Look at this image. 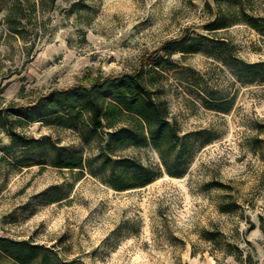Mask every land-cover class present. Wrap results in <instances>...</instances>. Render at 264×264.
<instances>
[{
    "label": "rangeland",
    "instance_id": "1",
    "mask_svg": "<svg viewBox=\"0 0 264 264\" xmlns=\"http://www.w3.org/2000/svg\"><path fill=\"white\" fill-rule=\"evenodd\" d=\"M14 1L0 0V105L30 103L87 70L133 71L171 38L202 37V51L176 52L152 78L179 126L202 134L185 175H170L148 146L137 154L162 174L118 189L107 166L79 175L57 166L48 146L11 148L0 129V235L54 245L83 264H246L225 255L227 242L264 264V77L236 74L264 62V36L243 22L211 30L216 0H33L10 15ZM25 131L96 152L72 128L33 122ZM208 229L219 231L215 241Z\"/></svg>",
    "mask_w": 264,
    "mask_h": 264
},
{
    "label": "trees",
    "instance_id": "2",
    "mask_svg": "<svg viewBox=\"0 0 264 264\" xmlns=\"http://www.w3.org/2000/svg\"><path fill=\"white\" fill-rule=\"evenodd\" d=\"M50 0H41L44 7ZM216 11L208 22L211 30L226 29L243 22L264 36V0H228L234 9L224 6L225 0H216ZM25 2V3H24ZM56 0H51L55 4ZM36 7L33 0H15L10 15L24 10L23 4ZM209 7H212L208 3ZM15 13V14H14ZM23 15L18 18L21 23ZM13 29L19 27L11 23ZM202 37L171 38L158 49L144 54L133 71L106 74L101 70H87L77 82L66 87H55L27 104L10 102L0 105V129L12 138L11 148H30L45 145L54 153V162L61 168L90 170L97 174L95 162L110 169L107 181L118 189L145 186L160 176L164 169L173 176H183L195 151V141L201 130H183L169 107L160 88L152 82L159 68L174 62L173 55L196 53L203 50ZM236 74L249 82L264 77V62H243ZM42 122L49 128L74 129L81 143L94 145L93 155L79 153L73 145L52 140L51 134L41 137L28 134L25 127ZM155 147L162 166L146 164L137 152L144 147ZM133 150L128 154L127 150ZM216 187L226 184L212 180ZM233 203L226 205L231 207ZM236 204V203H235ZM222 211H229L223 208ZM264 221V217H262ZM256 226L250 220L248 230ZM264 229V224L262 222ZM207 239L217 238L219 231L208 229ZM234 254L241 263L255 264L251 254L237 242H227L225 255ZM0 264H83L79 258L63 259L56 247L29 239L0 235Z\"/></svg>",
    "mask_w": 264,
    "mask_h": 264
}]
</instances>
